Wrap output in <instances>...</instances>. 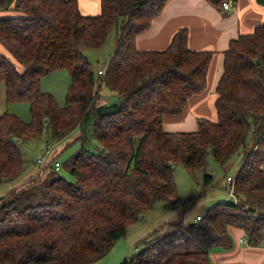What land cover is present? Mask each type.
<instances>
[{"label":"trees","instance_id":"trees-1","mask_svg":"<svg viewBox=\"0 0 264 264\" xmlns=\"http://www.w3.org/2000/svg\"><path fill=\"white\" fill-rule=\"evenodd\" d=\"M168 1L101 0V12L93 15L82 13L79 0H0V83L9 102L26 101L31 113L29 121L0 114V181L23 170L15 137L28 139L47 128L59 140L78 128L82 140L71 168L74 180L56 176L47 198L36 203L24 205L23 186L0 198V264H92L145 209L177 193L174 162L202 168L212 148L224 165L255 127L264 135V21L231 40L225 52L217 119L199 118L193 132L164 130V116L182 114L189 98L208 87L214 55L191 49L187 28L164 50H138L137 35ZM208 1L221 6L225 0ZM141 15L148 16L144 24ZM121 19L118 47L96 78L83 50L102 46ZM60 68L71 76L64 107L41 88V79ZM101 86L116 99L102 101ZM89 130L99 143L96 153L86 148ZM257 144L236 175V201L216 203L192 224L167 223L172 229L165 233L157 228L121 264H211L212 247L232 246L233 227L260 245L264 144ZM212 180L205 174L206 185Z\"/></svg>","mask_w":264,"mask_h":264},{"label":"rangeland","instance_id":"rangeland-1","mask_svg":"<svg viewBox=\"0 0 264 264\" xmlns=\"http://www.w3.org/2000/svg\"><path fill=\"white\" fill-rule=\"evenodd\" d=\"M147 20L148 16L141 15L139 24H144ZM121 24L122 19L112 28L102 46L83 50L96 78L100 77L99 69L103 71L108 69V63L122 36ZM132 34L133 31L129 33L130 36ZM1 48L0 44V50ZM70 83L71 76L68 70L60 68L53 70L41 79V88L55 97L58 106L64 107ZM0 87V114L4 112L15 113L22 119L29 121L31 119L30 104L26 101L9 102L6 96L5 82H1ZM100 88L98 96L101 97L102 101L105 102L108 98L116 99L108 87L101 86ZM255 128L257 132L250 131L244 142L236 148L231 159L224 165L215 160L212 148L208 149L206 165L202 168L192 171L185 163L174 162L173 172L177 193L165 199H159L153 206L145 209L136 221L128 225L126 234L115 241L110 251L92 264H121L125 259L129 260L139 253L144 248L142 239L153 233L156 227L160 225L163 227V223L177 224L182 221L186 224H192L197 221L198 215H203L216 203L221 201L234 202V198L226 186L227 177L229 175L235 177L238 174L245 162L243 156L248 152H255L258 147L257 143L262 141L264 144L262 130L260 127ZM80 134L81 131L77 128L66 137L58 140L52 131L45 128L41 132L34 133L28 139L15 137L24 159L23 170L11 180L0 181V198L15 189L22 180H27L25 185L18 190L21 189V195L26 197L24 205L36 203L47 198L48 187L56 176L62 175L69 180H74L71 168L74 158L82 149ZM87 136L86 148L91 153H96L99 143L93 135V131L89 130ZM48 146H50L49 149ZM261 151H264V148ZM39 153H47V164L43 165L38 161ZM56 159H59L62 164L59 169L54 167V160ZM205 174L213 176L209 185L205 184ZM170 228L172 229V227ZM168 229L162 232H166Z\"/></svg>","mask_w":264,"mask_h":264},{"label":"crops","instance_id":"crops-1","mask_svg":"<svg viewBox=\"0 0 264 264\" xmlns=\"http://www.w3.org/2000/svg\"><path fill=\"white\" fill-rule=\"evenodd\" d=\"M79 3L84 14L101 12V0H79ZM263 21L264 5L258 0H234L229 9L208 0H169L162 13L152 19L150 27L137 35L138 50H164L180 29L187 28L191 49L214 53L208 71V87L189 98L182 114L164 116L165 131L193 132L199 128V118L217 119L216 89L224 72L225 52L231 40L254 32ZM26 181L22 180L17 187L25 185ZM163 224V230L170 229L166 222ZM159 227L161 225L156 229ZM231 233L234 240L230 248H211V264H264V239L255 246L241 241L245 237L242 229L233 227Z\"/></svg>","mask_w":264,"mask_h":264},{"label":"built area","instance_id":"built-area-1","mask_svg":"<svg viewBox=\"0 0 264 264\" xmlns=\"http://www.w3.org/2000/svg\"><path fill=\"white\" fill-rule=\"evenodd\" d=\"M233 4H234V0H225L224 2H223V6H224V8H226V9H229V8H231L232 6H233ZM98 74L100 75V76H103L104 75V71L102 70V69H99L98 70ZM38 161L41 163V164H43V165H45V164H47V153H39L38 154ZM61 161L60 160H55L54 161V167L56 168V169H59V168H61ZM235 179H236V176L235 177H232V176H228L227 177V182H226V186L228 187V189H229V191H230V195L235 199V201H236V197H235V195H234V183H235ZM202 217L200 216V215H198L197 217H196V219L197 220H200ZM241 241H243V242H247V239L245 238V237H243V238H241Z\"/></svg>","mask_w":264,"mask_h":264}]
</instances>
